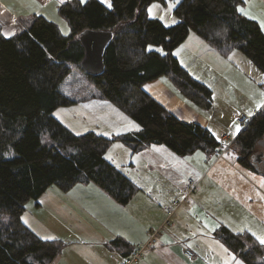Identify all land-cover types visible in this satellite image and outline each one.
<instances>
[{
    "label": "trees",
    "instance_id": "16d2710c",
    "mask_svg": "<svg viewBox=\"0 0 264 264\" xmlns=\"http://www.w3.org/2000/svg\"><path fill=\"white\" fill-rule=\"evenodd\" d=\"M153 1L167 0H110L109 7L98 0H66L57 12L68 34L40 14L23 19L9 37L0 24V264H50L62 250L61 240L41 238L22 220L25 204L51 185L67 191L76 183L93 182L118 203L128 202L136 186L104 156L114 140L133 150L163 144L179 155L224 146L206 126L179 119L142 85L166 74L188 100L208 107L210 88L191 76L172 50L192 30L222 55L241 50L264 72V33L257 21L238 11L243 0H178V21L170 26L148 16ZM87 28L114 33L101 75L80 66L84 47L79 34ZM149 44L162 52L148 50ZM76 68L101 96L137 120L135 134H75L55 118V108L74 102L60 85ZM263 139L260 108L233 140L236 160L254 170L248 159ZM216 236L246 264H264V243L250 233L222 227ZM247 242L260 258L245 250Z\"/></svg>",
    "mask_w": 264,
    "mask_h": 264
},
{
    "label": "crops",
    "instance_id": "0c3cea01",
    "mask_svg": "<svg viewBox=\"0 0 264 264\" xmlns=\"http://www.w3.org/2000/svg\"><path fill=\"white\" fill-rule=\"evenodd\" d=\"M64 1L0 0L3 35H13L19 23L34 14L55 22L57 6ZM98 1L109 7L110 0ZM238 11L257 21L264 33V0H243ZM181 44L182 50L208 54L231 69L232 62L192 30ZM168 84L174 92L176 87ZM235 136L223 135L225 142H221L232 143ZM226 149L222 156L201 149L179 155L165 145L148 144L133 151L138 160L135 169H131L133 162L130 171L123 168L125 164L111 162L136 186L127 203H118L93 182L76 183L67 191L51 185L33 200L34 207L24 215L25 223L41 238L64 243L50 264H124L137 245L147 242L151 231L165 221L172 201L183 198L157 242L146 246L143 258L132 264H232L236 256L216 233L222 227L233 233L251 234L253 227L264 230V189L240 171ZM165 157L168 163L162 164ZM183 164L184 170L179 167ZM253 171L264 176L256 167ZM189 179L197 188L186 196ZM184 248L193 256H186Z\"/></svg>",
    "mask_w": 264,
    "mask_h": 264
},
{
    "label": "rangeland",
    "instance_id": "374dc122",
    "mask_svg": "<svg viewBox=\"0 0 264 264\" xmlns=\"http://www.w3.org/2000/svg\"><path fill=\"white\" fill-rule=\"evenodd\" d=\"M177 3L178 0H167L166 3L153 1L147 5L146 11L149 17L157 18L164 25L170 26L178 21V17L174 12ZM53 20L59 25L63 34H68V26L58 12L56 18ZM183 45L181 44L180 51L175 47L172 50V54L176 58L179 55V64L187 66L191 70V76L210 88L212 96L210 106L203 107L188 100L177 87V89L174 88L175 91L178 90L185 98L181 94H178V91L175 92L173 90L174 92H172L168 84V82L171 84V79L166 74L144 82L142 85L143 89L179 119L185 121L196 120L194 122L206 126L219 141H224L222 140L223 135L233 138L242 128V125L238 123V116L242 114L249 117L253 116L257 111L253 112V110L258 108V106L264 109V72L258 69L252 60L239 49L223 55L228 61L232 62L230 69L228 65L227 67H223L226 62H218L208 54L193 52L188 48V51L182 50ZM147 49L162 52L161 47L154 44H149ZM185 66L183 67L185 68ZM73 73L66 76L60 88L74 102L54 109L53 115L58 121L75 134L94 131L108 136H116L121 134L132 135L138 131L140 125L137 120L121 110L114 102L101 96L97 89L86 80L83 70L76 68ZM174 93L177 94L174 96ZM181 97L185 100L180 101ZM232 143L229 141L225 143L220 148L222 153L216 152V155L222 156L224 150L229 148L228 152L235 159L240 171L264 189V178H261V176H264L261 174V176H257L255 171L236 160L237 151L233 148ZM133 151L135 150L129 145L117 139L112 142L104 156L106 160L117 164V166L125 164L123 168L130 171V162H133L134 165L131 169H135L138 164ZM178 159L181 158L178 157ZM161 163L167 164V158L165 157ZM170 164L172 167L173 163ZM149 166L154 168L151 163H149ZM171 167L169 169H172ZM179 167L183 170L186 169L185 164ZM259 170L264 172L262 168H259ZM33 204L32 199L25 204L22 214L24 223V215L26 211L28 213L34 207ZM168 225L169 223L165 225V229ZM252 230L251 235L255 237V240L261 242V239L264 238V230L261 231L256 227H253ZM245 250L249 253L252 252L255 257L260 258L259 253L254 251L251 242L246 243ZM222 262L226 261L222 260ZM244 262L240 258L235 257L232 264H245Z\"/></svg>",
    "mask_w": 264,
    "mask_h": 264
},
{
    "label": "water",
    "instance_id": "95a60500",
    "mask_svg": "<svg viewBox=\"0 0 264 264\" xmlns=\"http://www.w3.org/2000/svg\"><path fill=\"white\" fill-rule=\"evenodd\" d=\"M114 36L111 30L84 29L79 40L84 47L81 68L88 74L101 75L105 70L104 53Z\"/></svg>",
    "mask_w": 264,
    "mask_h": 264
},
{
    "label": "built area",
    "instance_id": "2783aa9c",
    "mask_svg": "<svg viewBox=\"0 0 264 264\" xmlns=\"http://www.w3.org/2000/svg\"><path fill=\"white\" fill-rule=\"evenodd\" d=\"M238 123L244 127L251 120V116L240 115L237 117ZM216 152L222 153V150L217 149ZM196 189V182L193 179L188 180L186 196ZM183 199V198H182ZM182 199L173 200L172 205L167 208V218L163 223L156 229L152 230L147 242L137 245L131 255L124 261V264L136 263L144 256V250L146 246L154 245L157 242L158 237L164 232V227L169 223V217L173 214L174 210L181 204ZM184 253L188 257H192L193 253L190 249L184 248Z\"/></svg>",
    "mask_w": 264,
    "mask_h": 264
},
{
    "label": "flooded vegetation",
    "instance_id": "af4514ba",
    "mask_svg": "<svg viewBox=\"0 0 264 264\" xmlns=\"http://www.w3.org/2000/svg\"><path fill=\"white\" fill-rule=\"evenodd\" d=\"M248 161L251 165H254L256 168H262L264 170V139L257 146L256 151L252 153Z\"/></svg>",
    "mask_w": 264,
    "mask_h": 264
},
{
    "label": "snow or ice",
    "instance_id": "6c2138e0",
    "mask_svg": "<svg viewBox=\"0 0 264 264\" xmlns=\"http://www.w3.org/2000/svg\"><path fill=\"white\" fill-rule=\"evenodd\" d=\"M81 2L83 3L84 0H81ZM109 6H111V5L109 4ZM149 11H151V9H149ZM249 115H251V113H249ZM261 243H264V238L261 239Z\"/></svg>",
    "mask_w": 264,
    "mask_h": 264
}]
</instances>
